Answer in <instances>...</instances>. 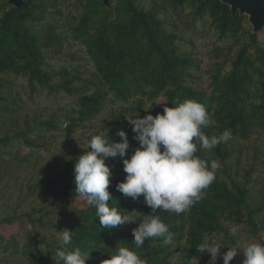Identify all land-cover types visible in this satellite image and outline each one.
<instances>
[{
  "label": "trees",
  "instance_id": "trees-1",
  "mask_svg": "<svg viewBox=\"0 0 264 264\" xmlns=\"http://www.w3.org/2000/svg\"><path fill=\"white\" fill-rule=\"evenodd\" d=\"M186 99L205 106L206 135L231 132L198 148L220 167L187 212L153 213L143 196H125L121 157L105 161L109 205L137 223L159 215L171 244L149 238L137 248L136 223L104 229L94 206H63L79 196L74 165L94 134L107 129L119 142L124 130L128 158L139 145L125 116ZM63 229L73 231L70 250L89 252L86 264L120 246L146 264H212L202 243L264 244V27L252 30L221 0H0V264H55ZM242 260L239 252L230 264Z\"/></svg>",
  "mask_w": 264,
  "mask_h": 264
},
{
  "label": "clouds",
  "instance_id": "clouds-1",
  "mask_svg": "<svg viewBox=\"0 0 264 264\" xmlns=\"http://www.w3.org/2000/svg\"><path fill=\"white\" fill-rule=\"evenodd\" d=\"M125 117L139 146L125 158L129 140L124 130L117 132L119 142L110 140L107 129L94 134L88 144L90 150H86L75 162V191L87 205L95 207V216L99 217L101 228L111 229L136 223L138 226L132 230V239L137 248L149 238H162L165 245L171 244L174 234L159 215L146 214L142 222L137 223L131 212H121L117 206L109 205L108 202L112 200L108 191L111 170L105 163L106 159L118 155L122 159L126 176L116 186L122 194L133 200L143 196L144 203L153 213L162 209L181 214L203 198L204 190L216 179L220 167L217 160L208 161L197 155L198 148L211 151L227 142L231 132L225 130L219 136L206 135L202 129L209 125V114L205 106L194 99L165 106L163 114L154 116L146 111L142 117ZM237 231L236 227L230 229L232 235H236ZM72 238V230L59 231L63 247L58 248L53 256L55 264H86L89 252L82 253L79 248L70 250L68 246ZM221 246H226L227 251L221 253ZM204 252L210 254L212 264H215L218 255L222 256L223 264H230L239 252L243 254L242 264H264V244L261 243L228 247L213 239L200 245L199 253ZM103 262L146 264L137 252L126 246H120Z\"/></svg>",
  "mask_w": 264,
  "mask_h": 264
},
{
  "label": "water",
  "instance_id": "water-1",
  "mask_svg": "<svg viewBox=\"0 0 264 264\" xmlns=\"http://www.w3.org/2000/svg\"><path fill=\"white\" fill-rule=\"evenodd\" d=\"M22 0H8L9 3L17 5ZM108 5V0H101ZM229 5L231 12L244 13L252 26V30L264 27V0H221Z\"/></svg>",
  "mask_w": 264,
  "mask_h": 264
},
{
  "label": "rangeland",
  "instance_id": "rangeland-1",
  "mask_svg": "<svg viewBox=\"0 0 264 264\" xmlns=\"http://www.w3.org/2000/svg\"><path fill=\"white\" fill-rule=\"evenodd\" d=\"M1 171H2V169H1ZM6 177H8V174L6 175ZM84 205H85V202L79 196H76V197L71 198L69 200H65L63 202V206H65V207H68V206L81 207V206H84ZM239 242H240V245H241L242 241L239 240Z\"/></svg>",
  "mask_w": 264,
  "mask_h": 264
}]
</instances>
